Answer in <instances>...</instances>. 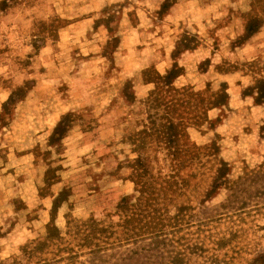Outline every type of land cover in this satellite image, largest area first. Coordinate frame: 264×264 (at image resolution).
Wrapping results in <instances>:
<instances>
[{"label":"rangeland","instance_id":"374dc122","mask_svg":"<svg viewBox=\"0 0 264 264\" xmlns=\"http://www.w3.org/2000/svg\"><path fill=\"white\" fill-rule=\"evenodd\" d=\"M0 264H264V0H0Z\"/></svg>","mask_w":264,"mask_h":264},{"label":"trees","instance_id":"16d2710c","mask_svg":"<svg viewBox=\"0 0 264 264\" xmlns=\"http://www.w3.org/2000/svg\"><path fill=\"white\" fill-rule=\"evenodd\" d=\"M256 30V29H255ZM255 30H253V31H255ZM176 153H177V150H176V148L174 147V149H173V152H172V155H176ZM178 155H176V157H177ZM141 161V157L140 158H138L135 162H136V164H135V166L136 167H134V171H135V175H136V184H138V186H139V191H141L142 193H144V194H146L147 196H149V194H150V190H151V187H150V184L146 181V180H144V179H142V176H143V174H144V172L143 171H147L146 169H144L143 168V166L144 167H146L145 166V164H143V162H140ZM142 169H143V171H142ZM136 227H133L132 229H135ZM136 233V236H138V233H137V231H135Z\"/></svg>","mask_w":264,"mask_h":264}]
</instances>
